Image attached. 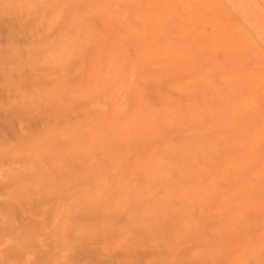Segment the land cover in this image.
Segmentation results:
<instances>
[{
  "label": "rangeland",
  "instance_id": "obj_1",
  "mask_svg": "<svg viewBox=\"0 0 264 264\" xmlns=\"http://www.w3.org/2000/svg\"><path fill=\"white\" fill-rule=\"evenodd\" d=\"M231 1L0 0V183L11 192L10 224H39L34 236L7 240L26 257L7 264H264V181L230 184L232 193L222 183L228 194L216 192L202 204L215 209L213 218L210 209L184 214L174 202L155 215L156 226L145 215L135 217L137 225L127 212L150 193L142 163L157 150L130 145L127 137L123 151L110 148L114 164L104 160L99 140L86 143L100 125L142 131L154 118L167 130L179 119L185 126H173L189 132L198 112L217 121L222 98L244 104L250 118L255 107L263 115L264 42L255 27L264 0ZM248 36L252 45L242 49ZM140 118L147 122L131 130ZM182 130L170 132L178 138ZM244 187L256 190L247 197ZM230 197L233 208L248 207L229 209Z\"/></svg>",
  "mask_w": 264,
  "mask_h": 264
},
{
  "label": "bare ground",
  "instance_id": "obj_2",
  "mask_svg": "<svg viewBox=\"0 0 264 264\" xmlns=\"http://www.w3.org/2000/svg\"><path fill=\"white\" fill-rule=\"evenodd\" d=\"M229 1H231V0H229ZM231 2L233 3V1H231ZM237 2L240 5H241V3L244 2V5H245V1L240 2V0L239 1L237 0ZM231 5H236V4L234 2ZM237 6H238V9L243 7V6H241L239 8V5H236V7ZM254 7H255V5H254ZM242 9H244V7ZM243 11H246V10H243ZM252 11L253 10L250 9V12L249 11H247V12L249 14V13H252ZM255 12H257V11H255ZM255 12H254V14H255ZM246 13L244 14V16L246 15ZM254 14H252V16ZM252 16L249 15L248 17L250 18V20H249V18H246V21H250L249 23H252V20H251ZM245 17H247V16H245ZM256 20H257V18H256ZM253 23H252V25H254ZM255 31H254L255 34L257 36H259L261 41L264 42V19L262 20L261 24H256ZM245 42L248 46H245V44H244L242 49L250 48L249 45L250 46L252 45V41L250 40L249 36L246 37ZM226 48H228V47H226ZM225 51L226 50L224 49V52ZM238 61H240V59ZM251 64H252L251 66L254 67L256 63H251ZM256 73H259V71ZM216 79H218V78H216ZM245 79L246 78L244 77V80ZM233 82H234L233 76H230L229 80H228V86L232 88ZM231 88H227L228 90L226 91V93L228 95H229V93H231L230 92ZM179 90H181V89H179ZM226 93H220V95H221L220 98L225 96ZM242 95H244V94H242ZM253 95H251V96H253ZM230 100L226 101L223 98L221 100H219L220 101V107L218 104L217 105V107H218L217 113H215L213 111L214 115H216V117L218 118L216 122L211 121V120L209 121V119L207 117H205L201 112H198L199 116H198L197 122L196 123L190 122L191 128H192V123H194L196 125H193L194 126L193 129L189 132L185 131L189 128H187V129L183 128L184 129V131H183L181 128H176L175 125L173 126V124L178 123L179 119L174 120L173 121L174 123L169 121L170 126L173 127V130L171 128H168V130L165 128L166 129V131H165V129L162 128V125L158 124L159 123L158 119H156L157 121H155V118L153 119L154 122L152 120L151 123H147V124L145 123L147 126L150 124L149 127L145 126V124L143 126L142 123L147 122L150 119V118L148 119V117H149L148 116V117H142V118H146L147 121H144L145 119L142 120L140 118L141 121L132 122V123H134V124H132V126L133 125L134 126L130 127L132 130L135 126L141 127V125H142L143 128L141 127L140 129H138V127H136L138 130L143 129L142 131H137V130L136 131H130L127 129H125L123 131H119V128L117 129V126L114 125L111 127V129H108V130H111L114 132H108V130H106V127H105V129L103 128L104 130L103 129L101 130L100 129L101 125H100V127L95 129L96 132H91L90 133L91 136L88 135L86 143H89V141H91L93 139V137L95 140L96 139L99 140L98 148H100L102 150V153L105 154L106 157L103 156L104 160H110V162H112L114 164L117 163L118 156L114 155L111 152L110 148L116 147L119 151H123V149H125L126 146H129L128 142H126L127 137L130 138V140H129L131 142L130 145H133V146L138 145L140 147H149L150 145H152L153 149L155 148L157 150V156L156 157L151 158V160H148L145 163H142V166L144 164V169H145L144 174H143V178H144L143 182H144L145 186L150 190V193H148L147 196L144 198L145 202L143 204H141V203L139 204V200L137 203L135 199L130 203L131 207L129 208L127 213H128V216H129L131 223H133V224L136 223L138 225L137 221L135 220V217L145 215L144 217L146 218V220L148 219L147 221H145V223L150 225L151 227H153L154 225L156 226L157 223H160V222H158L157 220L154 219L155 215H160L161 213L164 214V212L172 210V208H174L173 207L174 202L180 203V205L182 207V211L184 212V214H189V213H192L196 210L206 211L207 209H210V208L206 207L202 204L207 203L210 200V198L213 197V195L216 192L217 193L222 192L224 194H228L227 191L230 190L229 187H231L232 185L234 186L235 183H237L236 185L241 183L240 185L242 186V185H246L248 183H251L253 181L254 182L264 181V129H263L264 128V114L260 115L261 111H260L259 107H255L253 109V112L255 113V115L250 118V116L247 115V110H246L244 104L239 103L238 105H235L236 102L231 101L232 103H230ZM252 104L254 105V103H252ZM180 112H182V111H180ZM176 113H178V112H176ZM162 115H160L158 118H161ZM170 115H171V113H170ZM170 115L168 114L167 117ZM180 115L178 113L175 116H178V118H180V120H181L183 118V115H181V116ZM171 116H172V117H170L171 119L176 118L175 116L173 117V115H171ZM171 119H169V120H171ZM165 120L167 121L168 119H166V117H165L164 121ZM183 120L184 119H182L181 121H183ZM164 121H162V122H164ZM175 121H177V122H175ZM156 122H158L157 125H160L162 130L160 129L159 126L157 128V125H155ZM171 123H172V125H171ZM180 123H178V124H180ZM183 123H184V121H183ZM102 124H104V123H102ZM105 124L108 126L107 122ZM151 124H154L156 126V129H155V126H153L154 127L153 128ZM163 125L165 127H167L168 123L163 124ZM187 125H188V123L186 122V127H187ZM183 126H185V123H184V125H181L179 127H183ZM114 127H116V129H114ZM150 128L155 129V130H152L153 131L152 132ZM97 129H100V130L97 132ZM157 129H159V130H157ZM178 129L182 130L184 133H179L178 138H175L176 134L174 133L175 132L174 130H178ZM116 130H118L119 132L118 131L116 132ZM170 130L174 131V132L171 133ZM101 131L103 133H99ZM163 131L164 132L169 131L170 133L169 132L163 133ZM250 142H251V144H253L252 152L249 151L250 148H248V146H247ZM252 142H254V143H252ZM129 163H131V162H129ZM83 174L88 175V172L83 171ZM101 179L105 180V178L103 176L101 177ZM235 179H237V182H234ZM206 182H211V183L215 182L219 186L220 185L222 186L223 185L222 183H224V186H225V184H229V185H226L225 186L226 188H224L222 186L224 190H227V191L223 192V189L221 188V186H220V188H221L220 189L218 185L211 187V188H207L206 185L204 184ZM125 184L127 185V181L125 182ZM216 184H214V185H216ZM230 184H231V186H230ZM3 185H2V183H0V190L2 191V189H3L2 194H0V214H1V216H0V264H7L11 260L21 262V260L26 258L24 256L23 250L20 249L19 245L17 246V250H16L14 247V246H16V243L14 246L8 245L7 240L13 239L16 242V241H19V239H23L24 237H27V236H29V237H30V235L34 236L33 233H34V231L36 232L39 224H38V222L34 221L31 224V228H28L27 225H25L21 222L22 220L18 223V222H16V219L14 221H12L10 224L6 214L9 212V209L11 208V203H12L11 202V195H10L11 192H10V194H8V192L6 190L4 191L5 187ZM240 185L235 186V187H240ZM123 187H124V185L121 186V188H123ZM154 188L156 191L151 194V190H153ZM255 190H256L255 187H249V188L244 187L242 189V191H240V193L247 195V197H248V195L253 194V192ZM231 191H229V193ZM139 193H140V190L137 189L134 192L133 197L136 198ZM1 196H2V198H1ZM137 199H138V197H137ZM231 199H232V197L229 198V200L232 204L229 209L235 210L236 207L233 208V206H235L234 202H236V200L234 199L235 201H232L233 199L232 200ZM228 203H229V201H228ZM112 204H114L113 207H116L114 201ZM226 204L227 203H225L223 205L225 206ZM245 204L246 203L244 202L243 205H245ZM243 205L238 204L236 206L238 208V206L243 207ZM245 206H246V208L248 207L247 204ZM245 206H244V208H245ZM237 208H236L235 212H239L241 209H244V208L239 207L240 210L239 209L237 210ZM210 210L211 211L213 210L215 213V209L212 208ZM213 211H212L211 216L213 215ZM245 211H247V210H245ZM241 212H244V211L242 210ZM11 214H13V213H11ZM206 214H208V213H206ZM209 214H210V212H209ZM76 215H78V214H76ZM94 215L95 214L93 213V216ZM212 218H213V216H212ZM226 220H228V219H225V222H226ZM141 223L143 224L144 221H142ZM206 223L209 224L210 222L208 221ZM223 223H224V221H222V224H220L222 226H220V227L226 228V229L228 227L227 230H229L230 227L228 226L229 224L227 225L228 222L225 224V225H227V227L226 226L223 227V225H224ZM12 224H14V225H12ZM184 224L189 225L190 222L187 219H185ZM198 225L199 224H197V226ZM209 225H212V224L210 223ZM216 225L217 224H215V227H216ZM23 226L26 227L25 228L26 231H23V229H24ZM84 226H83V228H84ZM220 227L216 228L217 231L223 230V229H220ZM20 228H22V229H20ZM212 228H214V227H212ZM209 229H210V227H209ZM16 230L17 231L22 230L23 233L25 232V234H22V235L19 233L16 234L15 233ZM211 231L212 230L210 229V233H211ZM214 234H216V233L214 232L213 236H214ZM210 235H212V233ZM199 238H200V236H199ZM195 239L197 241H199V243H200V241L204 240L203 238H202V240H200V239L198 240L197 235L195 236ZM196 240L193 239L192 243L193 242L195 243ZM209 241H210V239H209ZM202 243L204 244L205 242H202ZM207 243H209V242H207ZM219 245H221V244H219ZM10 246H12L14 248H11ZM209 249H211V248H209ZM212 249H214V246ZM193 250H194V248L192 249V251ZM250 250H252L251 247H250ZM202 252L203 251H201L200 254ZM25 255H27V258H28V254L25 253ZM198 255H199V251L197 250V251H194L191 256L196 258V257H199ZM254 261H256V260H254Z\"/></svg>",
  "mask_w": 264,
  "mask_h": 264
}]
</instances>
